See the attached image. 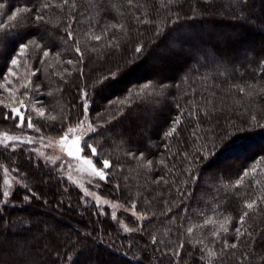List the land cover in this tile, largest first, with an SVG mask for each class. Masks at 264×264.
I'll return each mask as SVG.
<instances>
[{
    "label": "trees",
    "instance_id": "16d2710c",
    "mask_svg": "<svg viewBox=\"0 0 264 264\" xmlns=\"http://www.w3.org/2000/svg\"><path fill=\"white\" fill-rule=\"evenodd\" d=\"M0 3V127L17 107L58 138L86 115L83 154L112 164L100 191L144 215L125 232L53 165L0 143V264H264V0ZM4 167L24 183L6 200Z\"/></svg>",
    "mask_w": 264,
    "mask_h": 264
},
{
    "label": "rangeland",
    "instance_id": "374dc122",
    "mask_svg": "<svg viewBox=\"0 0 264 264\" xmlns=\"http://www.w3.org/2000/svg\"><path fill=\"white\" fill-rule=\"evenodd\" d=\"M89 123L90 121L85 115L77 124L70 127L76 129V132L69 135V140L66 145H62L60 143L62 136L58 138L52 137L45 135L40 131L28 129L27 121L24 122L23 127L16 126L10 129L0 127V141H4L3 144L8 145L11 149L18 146L24 149L26 148L25 150L32 151V153H34L42 161L53 165L60 175L65 177L73 186L80 190L83 195V199L95 202V204L101 210H107L114 220L119 222V225L123 228V231L125 228H128L129 231H134L139 228L142 219H144V215L136 211L133 206L128 207L123 205L121 202L113 200L108 195L101 192L100 188L102 186L103 180L90 176L88 175L87 171L81 170L87 169V165H84L83 159H73L68 157L66 154V149L67 147L71 146V140L74 138V136H82L83 140V138L91 132L88 130ZM34 128L37 129L36 127ZM5 136L19 137L20 141L4 140ZM21 141H23V143ZM81 156L85 158H91L85 156L83 152L81 153ZM5 181H7V183H5ZM19 183H23L22 175L15 172L13 169L4 167L2 185L3 193L7 191L10 195L11 191ZM8 197L3 196V200L8 199ZM125 213L129 215L127 217H131L130 220L129 218L121 217Z\"/></svg>",
    "mask_w": 264,
    "mask_h": 264
},
{
    "label": "snow or ice",
    "instance_id": "6c2138e0",
    "mask_svg": "<svg viewBox=\"0 0 264 264\" xmlns=\"http://www.w3.org/2000/svg\"><path fill=\"white\" fill-rule=\"evenodd\" d=\"M68 0H64V3L67 4ZM132 0H129V3L131 4ZM174 2V0H169V3H172ZM42 7L44 9H47L49 7V4L48 3H43ZM5 8V5L3 3H0V9H4ZM31 9L28 8V7H19L17 9H15L10 15L7 16V19L9 21H15L17 20V18L20 16V14H24V13H28L30 12ZM36 21H41L43 20V16L42 15H36L35 18H34ZM0 27H3V25H0ZM112 27H117V25H112ZM157 34L158 35H161L162 32L160 29H157ZM68 37L71 38L72 37V33L69 32L68 33ZM94 39L96 41H99L101 40V36H95ZM29 43L31 44H35L36 42L33 40V41H30ZM29 47V44H21L19 46V51L17 53V57H23L25 52L27 51ZM37 47H39V45H37ZM142 51V46L141 47H137L136 48V52L139 53ZM76 52L78 54H80V49L79 47L76 48ZM49 55V52L48 51H44L43 52V56L44 57H47ZM82 55V54H81ZM17 57H13L11 59V67L8 68L7 70V74L4 76V79L7 80V77L8 76H15L16 75V72L13 71V68H16L19 66V60ZM68 63H72V61H68ZM33 75L35 73H32ZM115 74H113L114 76ZM8 83L10 84L11 81H8ZM150 86V82L149 83H145L139 90L138 93H136V95H140L141 93L144 92L145 89H148ZM23 87H28V85H23ZM245 91V89L243 87L240 88V92L243 93ZM130 95H132L130 93ZM249 95H251V93H249ZM19 104L21 107H24V101L23 100H20L19 101ZM9 111L11 112V118L12 119H16L17 117L19 118V123L17 124V127H23L24 126V122H25V114L24 112L21 111V108H17V107H13V108H10ZM38 115L39 117L43 118L45 116V112L43 110V108H39L38 110ZM84 111L85 113H87L88 111V105L87 103L84 104ZM8 115L6 114L5 115V119H8ZM49 119H56V117L54 116H51L49 117ZM253 119H255V117H253ZM83 123V122H81ZM176 123H179V119H177ZM27 128L28 129H34L35 131H39V129H35L34 128V123H33V120H32V117L31 116H28L27 117ZM88 130L90 131H96V128L93 127L90 123L88 125ZM76 132V129H73V128H69L67 129V131L65 133L62 134V138H61V141L60 143L62 145H66L68 143V140H69V135L70 134H74ZM176 132V127L174 126L171 131H169L166 135L168 136H172L173 133ZM4 140H10V141H20V138L19 137H16V136H5L4 137ZM4 141H0V143H3ZM23 143V141H21ZM84 146L87 147L89 150H90V153H91V156L92 157H95L98 155V151H97V148L95 146H93L92 144H87L86 141L83 142ZM83 152V147H82V136H79V135H76L74 136V138L71 140V146L70 147H67L66 149V154L68 157L70 158H73V159H83V163L84 165H87V169H81L82 171H87L88 175L90 176H93V177H97L99 178L100 180H107L108 179V175L106 173V170L111 168L112 167V164L111 162L108 160V159H104L102 161V165H103V168L102 169H99L95 166L94 162H93V159L91 158H85V157H82L81 156V153ZM151 161H148V166H151ZM253 171H255L253 169ZM248 175V171H245L243 173V176H247ZM243 176L241 177V179L237 180L236 181V185L239 186L243 180ZM5 183H7V181H5ZM3 196L4 197H8L9 196V193L7 191H5L3 193ZM24 199H29L28 196H25ZM255 201L251 202V203H246L245 207L248 209V210H252L254 208V205H255ZM133 207H135V205H133ZM135 214V213H134ZM248 215V212H244L243 215H241V217L239 218V224L242 226L243 223H244V219L245 217ZM206 223H210V221H206ZM221 228L223 229V231L225 233L228 232V228L225 227L223 224L221 225ZM124 231H129L128 228H125ZM235 231L238 233V236H237V239L240 238V236H243L244 235V232L241 231V227H237L235 229ZM188 232L191 233L192 232V229L189 228L188 229ZM214 235H217V233H214ZM155 242V240L153 241ZM225 248L228 247V242L227 240H225ZM182 247V245H181ZM231 247L233 249H235L237 247V244L236 243H232L231 244Z\"/></svg>",
    "mask_w": 264,
    "mask_h": 264
}]
</instances>
